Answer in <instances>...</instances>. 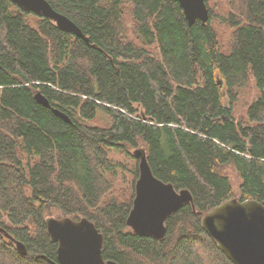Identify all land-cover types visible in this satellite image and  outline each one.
Segmentation results:
<instances>
[{
  "label": "trees",
  "instance_id": "trees-1",
  "mask_svg": "<svg viewBox=\"0 0 264 264\" xmlns=\"http://www.w3.org/2000/svg\"><path fill=\"white\" fill-rule=\"evenodd\" d=\"M46 1L88 42L0 0V264H58L48 217L92 222L117 264H233L200 219L230 198L264 200V0L216 11L206 0L207 22L192 25L174 0ZM99 109L109 127L87 123ZM137 149L157 179L192 196L161 239L126 225Z\"/></svg>",
  "mask_w": 264,
  "mask_h": 264
},
{
  "label": "water",
  "instance_id": "water-1",
  "mask_svg": "<svg viewBox=\"0 0 264 264\" xmlns=\"http://www.w3.org/2000/svg\"><path fill=\"white\" fill-rule=\"evenodd\" d=\"M11 1L27 12L48 18L58 29L88 42L75 23L55 11L46 0ZM174 1L182 9L188 25L196 20L201 24L207 22L209 12L206 0ZM34 98L43 107L51 108L39 92ZM51 110L64 122L70 123L66 115L56 109ZM134 155L138 158V178L126 225L135 234L161 239L165 234V219L183 204L189 203L193 209L192 196L186 189L176 190L172 184L157 179L142 149L135 150ZM200 226L233 264H264V200H224L201 216ZM46 229L50 239L57 242L58 264H117L104 260L101 254L103 236L86 218L48 217ZM14 242L16 248L24 253V246ZM50 264L57 263L50 261Z\"/></svg>",
  "mask_w": 264,
  "mask_h": 264
},
{
  "label": "rangeland",
  "instance_id": "rangeland-1",
  "mask_svg": "<svg viewBox=\"0 0 264 264\" xmlns=\"http://www.w3.org/2000/svg\"><path fill=\"white\" fill-rule=\"evenodd\" d=\"M221 3H222V0H210L209 6L214 8V10L216 11L215 7H218L219 5H221ZM215 24H217V23H215ZM216 28H217L218 33H219L220 50L223 53H227L229 51V34H228V31L225 27H222L220 25H216ZM254 95H255V88H249V90L247 92H244L240 95V97L238 98V100L235 103V110H236L237 114L239 112H241L246 107V105L254 97ZM223 103L224 104L227 103L225 98L223 99ZM87 123L91 126L109 127L111 124V121H110V118H108L105 115V113L99 109V110H97L96 117L94 119L89 120ZM126 164L128 165V167L131 166L130 161L126 162Z\"/></svg>",
  "mask_w": 264,
  "mask_h": 264
}]
</instances>
